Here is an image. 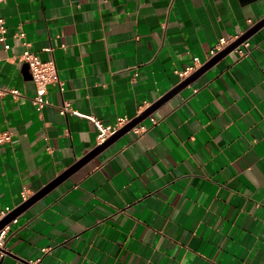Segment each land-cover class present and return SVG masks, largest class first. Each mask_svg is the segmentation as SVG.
Returning a JSON list of instances; mask_svg holds the SVG:
<instances>
[{"label": "crops", "instance_id": "obj_1", "mask_svg": "<svg viewBox=\"0 0 264 264\" xmlns=\"http://www.w3.org/2000/svg\"><path fill=\"white\" fill-rule=\"evenodd\" d=\"M0 16V85L20 92L0 95L1 221L101 145L94 119L111 137L264 0H6ZM248 41L12 221L0 264H264V28ZM27 48L63 84L41 111Z\"/></svg>", "mask_w": 264, "mask_h": 264}, {"label": "built area", "instance_id": "obj_2", "mask_svg": "<svg viewBox=\"0 0 264 264\" xmlns=\"http://www.w3.org/2000/svg\"><path fill=\"white\" fill-rule=\"evenodd\" d=\"M5 1L6 0H0V3ZM7 34H8V28L6 26V22L4 18L0 16V44H2L6 50L10 48V46L7 44ZM18 37L22 38L23 34L22 33L18 34ZM237 38L238 37L220 38L217 46L211 51L209 59L211 60L219 52L223 51L235 40H237ZM251 52H252L251 44L247 40L243 42L241 45H239L232 53L237 54L239 58H244L250 55ZM20 61L26 63L29 66L32 79L38 93V95L32 99V103L37 108L38 111H41L43 108L49 105V102L44 98L47 94L48 87L54 84L55 85L58 84L60 86L63 85L58 80V70L56 63L54 60H50V61L41 60L39 56L34 52H32L29 48L25 49L23 54L20 56ZM199 66H200V61L198 58H195L194 63L192 65H189L182 70H176L175 73L181 81H184L189 76L194 74L198 70ZM7 94L13 96L15 99H18L20 97L19 90L4 88L0 85V95H7ZM59 112L61 115L66 116L68 113H72L73 110L71 108V105L69 103H66L59 108ZM94 121L100 129V135L98 136V143L102 144L110 137L112 132L109 129L105 128L101 121L96 119H94ZM129 122L130 120L128 119H121L118 122V126L116 129L117 130L120 129ZM132 132H134L136 136H143L147 132V127L142 124H138L136 127L133 128ZM12 138H13V134L11 132L8 131L0 132V146L11 143ZM22 199L24 202H26L28 200V195L26 193H23ZM11 212L4 213L2 219H4ZM9 230H10V224L6 225L3 229L0 230V260L3 259L8 254L7 244H8Z\"/></svg>", "mask_w": 264, "mask_h": 264}, {"label": "water", "instance_id": "obj_3", "mask_svg": "<svg viewBox=\"0 0 264 264\" xmlns=\"http://www.w3.org/2000/svg\"><path fill=\"white\" fill-rule=\"evenodd\" d=\"M262 28H264V18L262 20H260L259 22H257L255 25H253L243 35L239 36L237 38V40H235L232 44H230L223 51L219 52L215 57H213L211 60H209L208 63H206L203 67H201L199 70H197L194 74H192L187 79L182 81L174 90H172L166 96L161 98L151 108L146 110L143 114H141L137 118L131 120L129 123H127L125 126H123L120 130L116 131L104 143H102L97 148H95L80 164H78L74 168H72L69 171H67L66 173H64L62 176H60L58 179H56L53 183H51L45 189H43L38 194H36L33 198L28 199L20 207H18L17 209L12 211L10 214H8L4 219H2L0 221V230L3 229L6 225L10 224L12 221H14L19 215H21L28 208H30L35 202H37L44 195H46L51 189H53L59 183L64 181L76 168H78L80 165H82L83 163H85L86 161L91 159L93 156L99 154L100 152H102L103 150L108 148L110 145H112L115 141H117L118 139H120L124 135L131 132L134 127H136L138 124H140L142 121H144L148 116H150L154 111H156L164 103H166L173 96L178 94L183 88H185L186 86L191 84L194 80H196L203 73H205L209 68L213 67L215 64H217L218 62H220L221 60L226 58L228 55H230L239 45H241L243 42L250 39V37H252L258 31H260ZM27 68H29L28 65H27Z\"/></svg>", "mask_w": 264, "mask_h": 264}]
</instances>
